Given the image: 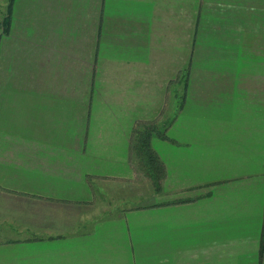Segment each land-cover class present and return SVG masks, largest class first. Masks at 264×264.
Wrapping results in <instances>:
<instances>
[{
    "label": "crops",
    "instance_id": "crops-1",
    "mask_svg": "<svg viewBox=\"0 0 264 264\" xmlns=\"http://www.w3.org/2000/svg\"><path fill=\"white\" fill-rule=\"evenodd\" d=\"M0 264H264V0H0Z\"/></svg>",
    "mask_w": 264,
    "mask_h": 264
},
{
    "label": "trees",
    "instance_id": "trees-1",
    "mask_svg": "<svg viewBox=\"0 0 264 264\" xmlns=\"http://www.w3.org/2000/svg\"><path fill=\"white\" fill-rule=\"evenodd\" d=\"M10 21V12L4 19V24ZM165 126L157 124L156 121L137 123L133 131L132 147L135 153L140 157L142 169L151 178L153 183L158 184L159 179L163 176L164 167L156 152L151 147L153 136L165 138Z\"/></svg>",
    "mask_w": 264,
    "mask_h": 264
}]
</instances>
